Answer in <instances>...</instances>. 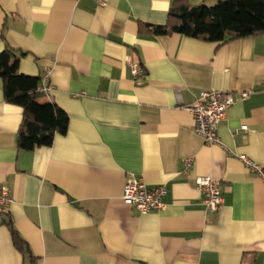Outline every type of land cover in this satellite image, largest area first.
<instances>
[{
    "label": "crops",
    "instance_id": "crops-1",
    "mask_svg": "<svg viewBox=\"0 0 264 264\" xmlns=\"http://www.w3.org/2000/svg\"><path fill=\"white\" fill-rule=\"evenodd\" d=\"M174 1L0 0V52L12 50L46 88L40 102L68 115L49 146L19 149L22 108L4 100L0 78V187L13 198L0 214V264H30L8 220L32 264H264V176L237 158L264 167V33L224 43L153 34ZM208 89L235 99L222 146L206 144L183 108ZM128 174L166 187L160 209L122 199ZM197 176L219 180L216 211Z\"/></svg>",
    "mask_w": 264,
    "mask_h": 264
},
{
    "label": "trees",
    "instance_id": "trees-1",
    "mask_svg": "<svg viewBox=\"0 0 264 264\" xmlns=\"http://www.w3.org/2000/svg\"><path fill=\"white\" fill-rule=\"evenodd\" d=\"M149 27L156 35L173 32L217 43L255 36L264 33V0H217L212 6L175 0L168 9L166 23ZM0 78L4 100L22 108L19 149L49 146L55 134L65 133L68 115L53 102H40V78L21 74L17 55L8 48L0 52ZM262 171L264 175V167ZM6 225L14 247L32 264L28 244L10 220Z\"/></svg>",
    "mask_w": 264,
    "mask_h": 264
},
{
    "label": "built area",
    "instance_id": "built-area-1",
    "mask_svg": "<svg viewBox=\"0 0 264 264\" xmlns=\"http://www.w3.org/2000/svg\"><path fill=\"white\" fill-rule=\"evenodd\" d=\"M97 6H104L108 0H91ZM131 73L138 79L142 75L137 63L127 60ZM46 88L42 87L41 91ZM247 92L240 94L245 98ZM235 99L229 90L208 89L201 90L193 102L186 104L183 108L189 112L193 119V131L200 135L206 144L222 146L218 135L220 122L224 119L226 110L234 103ZM243 130L247 127L243 125ZM237 158L244 163L249 170L262 176V167L244 155H237ZM186 168L192 163V158H186ZM195 187L203 194L202 202L209 211H216L222 204L223 198L220 193L219 180L211 176H197L194 180ZM166 193L164 185L152 188L147 187L144 180L134 174H128L124 180L121 197L131 203L139 213H146L158 210L162 207V198ZM13 202L12 196L5 187H0V214L7 212L9 205Z\"/></svg>",
    "mask_w": 264,
    "mask_h": 264
},
{
    "label": "rangeland",
    "instance_id": "rangeland-1",
    "mask_svg": "<svg viewBox=\"0 0 264 264\" xmlns=\"http://www.w3.org/2000/svg\"><path fill=\"white\" fill-rule=\"evenodd\" d=\"M217 2V0H208L206 1L205 5L212 6Z\"/></svg>",
    "mask_w": 264,
    "mask_h": 264
}]
</instances>
